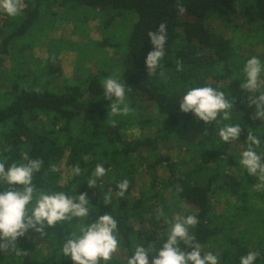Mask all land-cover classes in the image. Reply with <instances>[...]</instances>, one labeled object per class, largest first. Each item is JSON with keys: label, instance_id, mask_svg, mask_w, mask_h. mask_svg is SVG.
Here are the masks:
<instances>
[{"label": "trees", "instance_id": "16d2710c", "mask_svg": "<svg viewBox=\"0 0 264 264\" xmlns=\"http://www.w3.org/2000/svg\"><path fill=\"white\" fill-rule=\"evenodd\" d=\"M23 2L21 13L26 19L21 31L40 19L38 3L127 11L129 29L136 20L125 47L121 36H112L111 27L114 17H126L121 13L108 17L102 39L95 44L101 51L114 46L120 52L115 68L103 70L105 65L98 64L99 68L85 71L86 67L64 92L52 90L57 72L50 68L43 70L51 77L46 78L49 86L31 87L35 71L30 69L13 82L0 74V161L6 167L20 163L27 152L30 158L43 161L33 175L38 190L70 196L87 192L92 205L89 218H73L46 228L44 237L29 230L17 240L26 253L0 251V264H74L62 253L66 239L73 232L79 235L82 223H91L105 213L118 222L119 254L99 264H127L137 245L156 255L153 248L162 247L170 222L177 215L193 214L199 222L190 231L202 252L217 255L219 264H240V258L250 251L259 253L254 264H264V191L254 190L258 178L248 175L239 164L249 132L261 139L256 150L264 155V121L255 119L249 93L240 87L246 80L243 68L252 56L239 51L246 39L250 47L264 49V0H180L185 9L182 13L177 0H36V6L31 0ZM0 15L5 17V29L13 17L2 10ZM161 22L167 24L165 56L155 74H148L145 60L152 45L147 33ZM4 29L0 34V71L9 60V38ZM73 45L88 49L81 43ZM260 60L264 63V54ZM177 61L182 62V71H177ZM67 71L61 73L62 79H68ZM108 77L131 88L126 96L132 113L111 115L112 101L103 94ZM205 86L235 98L230 120L221 115L205 124L191 112L179 110L187 90ZM230 88L235 94L228 92ZM143 100L151 106H143ZM230 123H239L243 131L239 139L226 143L219 137V129ZM190 132L195 138L187 142ZM167 143L179 147L181 154H163ZM97 164H103L107 172L97 179L95 188H89L87 181ZM53 166L59 171H51ZM75 166L82 169L81 175L73 174ZM123 179L129 181V187L119 197L117 184ZM177 185L183 190L178 192ZM5 187L0 182V192ZM109 188L112 201L105 205L103 197ZM158 208L165 216H158Z\"/></svg>", "mask_w": 264, "mask_h": 264}, {"label": "clouds", "instance_id": "9594fccd", "mask_svg": "<svg viewBox=\"0 0 264 264\" xmlns=\"http://www.w3.org/2000/svg\"><path fill=\"white\" fill-rule=\"evenodd\" d=\"M23 7V0H0V10L11 17L19 15ZM177 8L181 13L185 11L180 0H177ZM147 36L152 49L146 56L145 64L148 74H155L165 56L166 22H161L156 30L148 31ZM182 70V62L177 61V71ZM243 72L246 80L240 87L249 93V103L254 105L256 110L255 119L264 121V63L259 57L252 56L247 60ZM127 91H131V88L118 78L108 77L104 80L103 94L106 99L112 101L111 115H128L134 111L127 101ZM234 104L235 98H227L223 91L210 86L194 87L183 95L179 110L183 113L191 112L200 121L211 124L221 115L224 120H230ZM242 131L239 123H230L219 129V137L229 143L239 139ZM204 134L206 135L207 131ZM261 143L260 138L249 132L247 149L242 151L239 160L240 166L247 170L248 175L258 178L259 183L253 185L256 191H264V155L256 150ZM42 165L41 159L30 158L27 152L22 154L20 163L13 162L6 167L5 162L0 161V182L6 185L5 190L0 192V251L13 250L17 255H23L26 250L17 246V240L24 237L29 230L44 237L46 228L67 223L73 218H89L92 212L87 192L70 196L65 192L48 193L43 189L38 190L33 183V175L40 171ZM51 171H59V168L53 166ZM72 171L74 175L82 173L79 166H75ZM106 172L103 164H97L87 181V186L95 188L97 179L105 176ZM128 187L127 179L118 182L116 195L123 197ZM182 190V187L177 185V191ZM112 191L109 188L104 195L105 205L111 204ZM33 201L34 205L29 207ZM156 211L158 216H165L162 208ZM198 222L197 215H177L175 221L170 222L171 227L162 247L157 250L156 245L154 246L156 255H150L148 248L137 245L127 264H219L217 255L211 251L202 252L201 244L190 231ZM79 233H71L62 247L63 255L70 256L74 264H99L100 260L110 261L118 250V222L109 213L99 215L91 223H82ZM258 256L257 251H250L240 258V264H254Z\"/></svg>", "mask_w": 264, "mask_h": 264}, {"label": "rangeland", "instance_id": "374dc122", "mask_svg": "<svg viewBox=\"0 0 264 264\" xmlns=\"http://www.w3.org/2000/svg\"><path fill=\"white\" fill-rule=\"evenodd\" d=\"M31 4L36 6V0H31ZM38 5L40 6L41 17L25 31H21L22 29L20 28L22 27L23 21L26 19V14L20 13L11 18V22L7 24L5 29V17L0 15V34L2 29H4V36L9 38L7 43L9 60L6 66L3 65L1 67L0 71L1 76L5 73L2 76L4 79L7 78L6 80L9 82H13L17 79L21 80L18 76H23L24 73L27 74L28 69H30L35 71V75L29 83L31 87L35 85L39 87L41 85L49 86L50 84L47 82L51 77H48V74L44 73L43 70L46 69L48 72V68H50L52 72H57L56 77L52 78V87H50L53 88V91L59 93L64 92L66 86L73 84L71 80L76 79L81 73V70L86 67L85 71L89 70L90 67L95 70L98 64L105 65L101 68L103 70L115 68V63L120 52L116 50L114 46L106 47L101 51L95 43L102 39L103 24L109 19L108 17L121 13V15L126 18L125 20L123 18L121 19L120 16L113 18L114 21L111 27V34L112 36H114V34L121 36L122 41L125 43V47H127L128 35L136 20L135 18L132 23V28L129 29V20L127 17L129 12H118L111 8H109L108 11H99L72 3H68L61 7L51 4L47 6L43 3H38ZM23 8H25V5ZM217 29L220 30V26ZM127 32L128 34L126 36ZM82 33L87 37H82ZM248 41L249 40L246 39L243 44H241L239 49L240 53L245 56H257L261 58L264 54V49H262L261 46L250 47ZM74 43L84 44V47L87 45L88 49L84 50L83 47L80 48L79 46L73 45ZM239 43L240 42H238V44ZM88 61H92L90 62L92 65H89ZM93 63H96V65ZM99 65L98 68L100 67ZM25 69H27V71H25ZM58 69H60V72ZM65 70H69L66 73L67 76H69L68 79H62L64 74L61 73H64ZM83 72L81 74H83ZM81 76L83 75H80V77ZM6 87L8 86L6 85ZM48 89L50 88L48 87ZM228 92L233 95L235 94V89L230 88ZM143 101V106L145 107H150L152 104L145 102V100ZM186 137V141L191 142L194 140L195 134L190 132ZM179 149L180 148L176 147L175 144L167 143L166 147L162 148L161 152L165 155H173L175 153L181 154L179 153ZM143 182L147 185L146 182H148V179L145 178ZM227 197L228 196H225L224 198ZM114 254H119V250Z\"/></svg>", "mask_w": 264, "mask_h": 264}]
</instances>
